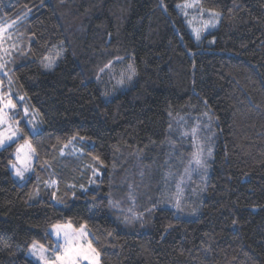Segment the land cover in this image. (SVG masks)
Wrapping results in <instances>:
<instances>
[{
	"label": "trees",
	"instance_id": "16d2710c",
	"mask_svg": "<svg viewBox=\"0 0 264 264\" xmlns=\"http://www.w3.org/2000/svg\"><path fill=\"white\" fill-rule=\"evenodd\" d=\"M0 28V96L40 125L25 183L0 150V264L57 223L100 264H264V0H0ZM191 118L212 159L179 193Z\"/></svg>",
	"mask_w": 264,
	"mask_h": 264
},
{
	"label": "snow or ice",
	"instance_id": "6c2138e0",
	"mask_svg": "<svg viewBox=\"0 0 264 264\" xmlns=\"http://www.w3.org/2000/svg\"><path fill=\"white\" fill-rule=\"evenodd\" d=\"M197 39L199 35L197 34ZM45 68L51 69L52 64L48 63L44 65ZM129 68L132 71L131 75H128L127 79L131 81L132 76L135 74V70L132 69V66L129 65ZM103 71V69H101ZM118 83L123 84L124 80L121 79ZM22 99V97H21ZM0 104L3 106L0 107V125L4 124L7 119V113L4 111L5 108H15L16 105L12 103L11 99L4 101L3 96H0ZM27 114V109H25V115ZM32 131H37L34 127ZM31 135V133H29ZM14 139H23L24 143L21 144L16 150V161H9L11 168L14 170L16 176L21 180L25 178V173L30 170L29 162L31 160V153L35 152V149L32 147L30 140L23 137L20 134V129L17 127L13 129L11 124L8 125L7 132L0 131V147H4L6 143L13 142ZM83 139V137H81ZM192 161L199 167L204 166V162L201 158L200 151L193 153ZM19 165V167H18ZM55 195V194H53ZM174 207L177 211H183L181 207L180 200L175 201ZM127 222V221H126ZM85 226H81L80 230H77L72 227L71 223L67 225L62 224H53L52 233L56 237V247L53 249L55 256L54 259H49L44 255V245H38L37 242H33L32 249L35 250L37 247L40 249V255L38 259L44 262V264H79V260L82 258L88 260L90 264H98L96 257L99 256V253L96 252L91 245L87 243V246L83 243H80L82 239L87 235L83 231ZM35 254V251L33 252Z\"/></svg>",
	"mask_w": 264,
	"mask_h": 264
},
{
	"label": "rangeland",
	"instance_id": "374dc122",
	"mask_svg": "<svg viewBox=\"0 0 264 264\" xmlns=\"http://www.w3.org/2000/svg\"><path fill=\"white\" fill-rule=\"evenodd\" d=\"M6 28H0V43L1 41L6 38L8 36V33L7 31H9L10 28H7V30H5ZM5 31V32H4ZM197 32V30H194V33ZM131 65V64H129ZM129 65H126V68H124V73L123 72H117V73H114L115 75V79H114V76H111V80H116L114 82V84L110 85V88L114 86H117V87H124V85H126L129 80L127 79L128 75H131L132 74V71L131 69L129 68ZM133 77V76H132ZM121 79L124 80V83L123 84H120L118 83V81H120ZM131 82V81H130ZM111 90V89H110ZM7 100H5L6 102ZM3 105L1 104V107ZM4 111L7 113V119H6V122L2 125H0V131H4V132H7L8 130V125L11 124L12 128L13 129H16L17 127L20 129V134L24 135V131L21 130V126H20V122L21 121H24L26 127H27V130L29 133L31 134H35L36 132H38V130H40V125H39V122L36 118V115L35 114H29L26 118L24 117H16L18 116V113H15L14 112V108H5ZM25 112V111H24ZM26 116V115H25ZM16 117V118H15ZM185 126H190V131H191V134H192V146H193V150H192V153L190 155V159H189V162L188 164L186 165V169L182 170V173L178 176L180 177V179L178 180V183H177V187H179V190L178 192L180 193L181 191H183V185H187L188 183L192 182V180L195 178H197V180H199V183L200 184L202 182V177L200 176L204 171H208V163H210V160L212 159V157L210 155V151H211V146L209 145L210 144V132L207 130L206 128V125H204V128L201 129L199 128L200 126V123L197 122L194 118H191L190 120L189 119H185L184 120V124ZM36 128L37 131H32L33 128ZM18 139H14L13 142H9V143H6L4 147L16 142ZM24 142H22L21 144H23ZM21 144H18L15 148V152L13 154L14 156V161H16V150L17 148L21 145ZM4 147H0V150ZM197 151H200L201 153V158L204 162V166L203 167H199L197 166L193 161H192V157H193V153L197 152ZM182 158V157H181ZM33 162H34V153H31V160L29 162V168L30 170L28 172L25 173V178L23 180H21L18 176L15 175L14 173V170L11 168V166L9 165V170L11 172V176H12V179L14 180V182L16 184H23L26 182V180L31 176L32 174V166H33ZM183 162L185 161H181L180 162V166H182ZM19 167V165H18ZM174 176V175H172ZM170 180V179H169ZM169 180H164L161 182V184L159 185V188L161 189V186H162V189H163V192H162V195H161V198H166L165 196V192H166V186L162 185V183H165V184H169ZM197 186V185H196ZM195 194H196V191H195ZM152 195V194H151ZM36 196H42V194L39 192L36 194ZM159 199L160 201H162V199ZM164 206V203L162 204ZM157 206H160L159 204ZM161 207V206H160ZM77 230H80L77 229ZM83 231L85 233H87V235L82 239V241H80V243H83L85 245V247L87 246V243H91L90 241V233L89 231L86 229V228H83ZM50 234L55 242V244L52 246V247H46L44 246V255L49 258V259H54V256H55V253L53 251V249L56 247V237L55 235L52 233V228L50 229ZM39 245V244H38ZM35 251V254H33V252ZM40 255V249L39 247H37L35 250L32 249V245L30 246L29 250H28V256L29 258H31V260L35 263V264H44L43 261H41L40 259H38ZM96 261L99 263V256L96 257ZM79 264H90V262L88 260H84V259H80L79 260Z\"/></svg>",
	"mask_w": 264,
	"mask_h": 264
}]
</instances>
